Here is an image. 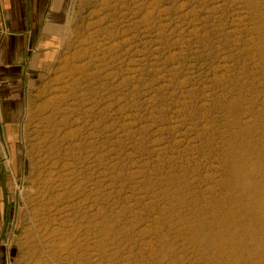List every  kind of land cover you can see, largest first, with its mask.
Returning a JSON list of instances; mask_svg holds the SVG:
<instances>
[{
    "label": "rangeland",
    "instance_id": "obj_1",
    "mask_svg": "<svg viewBox=\"0 0 264 264\" xmlns=\"http://www.w3.org/2000/svg\"><path fill=\"white\" fill-rule=\"evenodd\" d=\"M53 37L11 264H264V0H68Z\"/></svg>",
    "mask_w": 264,
    "mask_h": 264
},
{
    "label": "crops",
    "instance_id": "obj_2",
    "mask_svg": "<svg viewBox=\"0 0 264 264\" xmlns=\"http://www.w3.org/2000/svg\"><path fill=\"white\" fill-rule=\"evenodd\" d=\"M68 0H1L8 33L0 37V264H11L20 202L13 179L24 172L20 140L26 101L39 84Z\"/></svg>",
    "mask_w": 264,
    "mask_h": 264
},
{
    "label": "bare ground",
    "instance_id": "obj_3",
    "mask_svg": "<svg viewBox=\"0 0 264 264\" xmlns=\"http://www.w3.org/2000/svg\"><path fill=\"white\" fill-rule=\"evenodd\" d=\"M90 37H91V36H90ZM110 50H112L111 47L108 48L107 50H106V49H103L102 52L105 53V51H106V52L109 53ZM84 53H85V54H83V56H85V55L87 54L86 51H85ZM90 56H91V55H90ZM88 57H89V56H88ZM91 57L94 58L95 56H91ZM83 59H84V58H83ZM95 59H96V58H95ZM97 59H98V58H97ZM93 60H94V59H93ZM131 60H132V59H131ZM99 61H101V60L99 59ZM88 62H89V61H88ZM98 63H99V62H98ZM94 64H95V63H94ZM83 66H84V65H83ZM88 67H90V66H88ZM79 68H82V66L79 67ZM77 72H78V70H77ZM80 72H81V71H80ZM80 72H79V73H80ZM79 76H81V74H80ZM78 78H79V77H78ZM86 78H87V77H86ZM74 80H75V79H74ZM77 80H78V79H77ZM77 80H76V81H77ZM80 83H81V81H80ZM76 84H78V81H77ZM68 85H69V84H68ZM82 85H83V83H82ZM74 87H75V86H74ZM76 87H78V85H77ZM79 88H80V85H79ZM77 90H78V89H77ZM72 93H73V92H72ZM67 94H68V93H67ZM76 94H77V93H76ZM63 95H64V94L61 95V96H62V97H61L62 101L66 99V97H65V98L63 97ZM78 95H79V94H78ZM73 96H75V95H73ZM76 96H77V95H76ZM59 97H60V96H59ZM80 97H81V96H80ZM68 98H69V97H68ZM70 98H71V97H70ZM73 98H74V97H73ZM73 98H72V99H73ZM83 98H85V97L83 96ZM61 99H60V100H61ZM74 100H75V98H74ZM80 100H82V99H80ZM68 101H69V100H68ZM68 101H67V102H68ZM72 101H73V100H72ZM59 102H61V101H59ZM87 102H88V100H87ZM69 103H70V101H69ZM72 103H73V102H72ZM72 103H71V104H72ZM84 103H85V102H84ZM62 104H63V103H62ZM68 106H69V105H68ZM68 106H67V107H68ZM72 107H73V106H72ZM72 107H69V108H67L66 110H63V111H65V112H66V111H67V112H71L72 109H73ZM60 108H61V107H60ZM85 108H87V107H85ZM87 110H88V109H87ZM50 165H51V164H50ZM55 165H56V164L52 163V165H51V167H50V170H54V171L50 172L49 175H48L47 186H49L52 182L56 183L57 180H58L57 176H56V178H55V171H56V170L53 169ZM62 170H63V169H62ZM45 173H46V172H45ZM58 176H59V175H58ZM57 186H58V185H57ZM57 190H58V189H57ZM210 239H211V238H210ZM211 242H212V241H211ZM213 243H214V241H213ZM231 244H232V243H231ZM225 245H226V244H225ZM225 245H224V246H225ZM240 245H243V243H241ZM220 247H221V246H220ZM220 247H219V248H220ZM227 247H228V246H227ZM217 248H218V247H217ZM221 249H222V248H221ZM228 249H229V248H228ZM202 251H203V250H202ZM227 252H228V251H227ZM229 252H230V251H229ZM200 253H201V252H200ZM252 253H253V251H252ZM217 254H219V252H218ZM213 256H214V255H213ZM249 256H250V255H249ZM219 257H220V256H219ZM221 262H222V261H221ZM228 262H229V261H228ZM226 263H227V262H226ZM249 263H250V261H249ZM253 263H254V262H253ZM227 264H229V263H227Z\"/></svg>",
    "mask_w": 264,
    "mask_h": 264
},
{
    "label": "built area",
    "instance_id": "obj_4",
    "mask_svg": "<svg viewBox=\"0 0 264 264\" xmlns=\"http://www.w3.org/2000/svg\"><path fill=\"white\" fill-rule=\"evenodd\" d=\"M7 33H8V27L0 0V37H4L5 35H7Z\"/></svg>",
    "mask_w": 264,
    "mask_h": 264
}]
</instances>
